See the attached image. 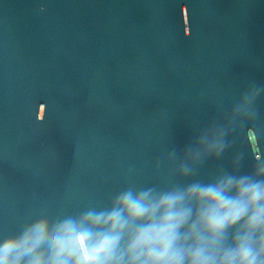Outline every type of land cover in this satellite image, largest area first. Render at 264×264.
I'll list each match as a JSON object with an SVG mask.
<instances>
[{"label": "water", "instance_id": "obj_1", "mask_svg": "<svg viewBox=\"0 0 264 264\" xmlns=\"http://www.w3.org/2000/svg\"><path fill=\"white\" fill-rule=\"evenodd\" d=\"M257 163L264 0H0V239Z\"/></svg>", "mask_w": 264, "mask_h": 264}, {"label": "clouds", "instance_id": "obj_2", "mask_svg": "<svg viewBox=\"0 0 264 264\" xmlns=\"http://www.w3.org/2000/svg\"><path fill=\"white\" fill-rule=\"evenodd\" d=\"M254 98L242 97L237 110ZM222 151L204 133L186 156ZM0 264H264V163L210 183L127 189L78 216L41 215L0 239Z\"/></svg>", "mask_w": 264, "mask_h": 264}]
</instances>
